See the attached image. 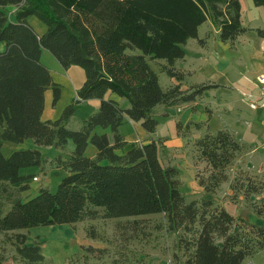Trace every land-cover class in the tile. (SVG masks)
<instances>
[{
  "label": "trees",
  "instance_id": "obj_1",
  "mask_svg": "<svg viewBox=\"0 0 264 264\" xmlns=\"http://www.w3.org/2000/svg\"><path fill=\"white\" fill-rule=\"evenodd\" d=\"M252 1L264 8V0ZM10 8L16 9L14 14ZM31 17L46 26L42 36L30 24ZM208 22L220 31V41L232 47L251 31L243 26L241 0H0V44H5L0 52V236L10 237L14 262L46 264L43 243L28 246V236L16 231L95 220L96 209H102L106 219L162 216V228L178 235L185 264H242L264 250V227L236 219L214 199L187 201L179 171L161 162L159 142L118 154L127 147L120 132L126 120L154 134L158 106L195 102L216 87L203 84L183 91L186 75L175 67L186 56L183 46L199 39L200 27ZM256 31L264 37L263 30ZM199 43L206 44L203 39ZM44 51L65 70L77 66L85 71L76 99L55 121L42 119L47 90L54 89V107L61 98L59 84L42 62ZM157 64L179 84L165 91ZM109 95L129 106L123 108ZM90 100L100 102L98 110L79 130H69L67 123L78 106ZM182 127L177 124L181 136ZM186 128H206L196 143L198 160L206 167L196 180L205 193L215 195L246 147L227 130L210 133L205 123ZM99 129L110 130L112 137ZM27 140L62 151L70 141L75 145L73 152L54 160L66 173L56 191L42 188L32 199L24 194L33 176L22 171L43 168L46 159L37 149L15 151L8 158L2 151L5 142ZM90 144L97 150L94 158L86 155ZM239 182L231 190L243 192L247 200L264 190ZM251 208L264 218V198ZM88 235L99 239L95 231ZM95 251L104 252L87 248ZM5 257L0 254V264H7Z\"/></svg>",
  "mask_w": 264,
  "mask_h": 264
},
{
  "label": "rangeland",
  "instance_id": "obj_2",
  "mask_svg": "<svg viewBox=\"0 0 264 264\" xmlns=\"http://www.w3.org/2000/svg\"><path fill=\"white\" fill-rule=\"evenodd\" d=\"M241 5L243 26L254 27L253 30L251 29V32L255 34H258L256 31L258 29L264 31V8L256 7L252 0H241ZM12 9L14 8L9 9L10 15L12 14ZM201 27L199 29L201 34L207 31V35L204 34L205 38L203 39L207 43V40L212 39V34L215 30L208 31L207 24L203 28ZM209 35L211 36L209 37ZM254 36L251 33L241 36L233 47L230 45L234 48L233 50L221 45L219 48L226 50L225 52H219L221 58L219 57L218 60L221 65L217 66L215 63L213 64L222 69L224 63H228L229 67L224 70L226 79L232 83H239L245 88L239 87L234 89L228 87L219 90V88L214 87L216 90L212 92V95L210 94L208 98L198 101H201L204 105H210L211 111L207 112L205 116L208 119L207 123H209V129L212 134H216L220 130L229 129L231 133L234 135L236 133L237 137L252 145L243 144L246 150L229 169V181L223 184L215 195H212L213 199L236 219H244L249 223L264 227V218L258 217L251 208L253 204L259 205L261 199L264 198L263 188L261 194L252 195L250 200L245 198L243 192L231 190V185L239 180L240 184L250 182L259 188L264 186V128H262V126L264 127V116L258 121L257 114L261 112V109L254 110L251 108V104L258 102L261 98V86L258 79L264 76V71L257 72L258 69L252 64V55L256 47H254L255 44L253 42ZM210 43L212 44V41ZM45 54L43 59L44 65H48V61L50 60H56L49 52ZM215 59L217 60L216 57H214ZM159 64L157 66L155 64L154 68L158 70L160 84L166 90L168 89L170 77L165 73H160ZM71 68L72 71H68L69 73L67 74L69 76H67L69 79L71 78L72 87L79 89L82 87V82L80 81L85 80V71L77 66ZM245 76L247 78H244ZM226 79H223V81H227ZM244 79L253 84V87H250L246 92L247 83ZM59 83H61L59 84L61 90L60 107H63L64 112L73 103L72 101H74L75 96L70 94V89L66 84ZM49 93L51 112H54L55 108L52 106L54 102V89H51ZM125 106L128 107L129 104L125 103ZM87 107L88 104L78 106L75 113L78 118L68 122L67 128L69 130H78L76 124L78 120L82 119L87 114V111L88 113L92 111L91 108L87 109ZM182 111L178 112L177 110L178 115L175 116V120L170 119L164 125L161 130L162 136L170 137L172 140L178 138L177 124L181 123L178 116L182 114ZM212 114L216 115L212 118ZM91 115L92 113L88 117ZM190 122L188 120L181 128L180 133L184 137L180 136L185 139L182 147L173 149L172 153L171 150L168 153L162 149L161 154V162L164 166H169L171 163L175 164V162L179 163L181 168L179 176L182 186L184 185L182 192L187 193L188 196L186 195V198L188 202L196 199H206L200 197V194H196V190H198L196 176L199 173L205 172L206 164L198 160L196 143L200 138L197 139L195 137L197 132L194 128H186L188 123L191 124ZM124 132L132 133L133 131L130 130L129 125H126ZM6 146L5 153H7L9 146L15 147L19 145L7 143ZM96 152V148L90 144L86 155L90 157L89 155H94ZM27 169L32 175L34 174L30 181L33 179L31 183L35 184L33 188L26 192L27 194L25 193L27 199L36 197L42 188L49 189L51 192L56 191L60 182L59 173L54 161L46 160L43 168L32 167ZM95 212L98 214L95 220L86 219L83 222L70 226L39 227L41 228L39 233L44 235V237H35L31 243L34 244L37 241L44 243L43 254L46 258V264H185L187 257L179 246L178 235L171 234L162 228V224L164 223L162 216L106 219L102 209H96ZM134 222H137V224L134 225ZM91 231H95L99 239H91L88 235ZM9 238L0 236V249L7 252L8 255L6 256H8V259H11L14 257L12 255L15 254V247L11 241H8ZM89 247H94L104 252H87V248ZM242 264H264V250L259 251L252 257H248Z\"/></svg>",
  "mask_w": 264,
  "mask_h": 264
},
{
  "label": "crops",
  "instance_id": "obj_3",
  "mask_svg": "<svg viewBox=\"0 0 264 264\" xmlns=\"http://www.w3.org/2000/svg\"><path fill=\"white\" fill-rule=\"evenodd\" d=\"M15 11H16L15 8L12 9L11 10L12 14H14ZM38 21L39 20L36 19L35 17H31L29 19L30 24L34 27L36 32L40 36H42L46 32V26L43 23L38 22ZM208 23H206L207 24V30L210 32L212 30L213 31L215 30V32L212 34V36H213L212 39L207 40V43L204 46H202L199 43V40L205 38L204 34L207 35V33H206L207 31L204 34H201L200 30H199V39H191L187 42L186 45L183 46V49L186 53V56L184 59L177 61L175 64V67L177 68V70H180L181 72H183L186 75L185 81L182 83V90L188 91L192 87L203 85V84L216 86L217 88H219V90L226 89L228 87H232L234 89L239 88V87H244L243 85H240L239 83H232L228 79H226V75L224 74V72H225L224 70H226L229 67L228 63L225 62L222 69H219V67H216L213 65L214 63L217 66L221 65V64H219V60H218V58L220 57L219 52H223V51L225 52L226 51V50L219 48L221 45L224 46L225 48L228 47L232 50L234 48H232L230 46V44H228V43L225 44V43L221 42L219 39L220 31L218 30V28L213 26L210 22H208ZM206 24H204V25H206ZM204 25L201 28H203ZM244 27H246V26H244ZM246 28H248L250 30L254 29V27H251V26H250V28L249 27H246ZM255 29H257V28H255ZM248 33L255 35L253 38L254 40L252 39L254 44H255L254 47L256 46L254 54L252 55V59H253L252 64H254V66L258 69L257 72H260L261 70L264 71V37H260L258 34H255L251 31H249ZM211 41H212L213 45L210 43ZM4 50H5V44H0V52H3ZM45 53H48V52L47 51L43 52L42 62H44L43 59H44V55H46ZM214 57H216L217 60L216 59L214 60ZM160 64H165V62L164 61L160 62ZM45 66H47L49 68V70L51 71L54 82L56 84H61L59 82L66 84L68 86V88L70 89V94L75 96V99H76L77 92L81 87L79 89L78 88L74 89V87H72V83H71L72 81L70 80L71 78L69 79V77H68L69 75L67 74V73H69L68 71H72L71 70L72 68H70L69 70H65L59 64V62L57 60H50V61H48V65H45ZM156 71H158V70H156ZM79 78H80V76H79ZM244 78H247V77L245 76ZM159 79H160V77H159ZM169 79L170 80H169V84L167 87L168 89L179 84L176 80L171 79V78H169ZM223 79H226L227 81H223ZM84 81L85 80L80 81V82H82L81 85L84 84ZM244 81L247 83V88L245 90V92H246V91H248V89L250 87H253V84L250 83L249 81H247L246 79H244ZM64 82H66V83H64ZM51 89L52 88H49L46 92V105H45V110H44V113L42 116L43 121L58 120L61 118V116L63 114V107H60L61 101H59L55 107L52 104V106L55 108V110H54V112H51V108H50L51 102H50V93H49V91ZM168 89H166V90H168ZM212 89L213 90L209 89V90L205 91L203 96L200 97L199 99H197V101H195V102L178 103L177 105L170 107V108H167L165 106H158L154 110V116L158 120L159 126L157 128L156 133H154V134H149L148 132H146L144 130V128L142 127L141 123H135V122L126 120L125 124L120 128V132L124 136V138L127 142V147L124 150L119 151L118 154H124L137 145L142 146V145L148 144L152 141L159 142V144H160V146H159L160 147V149H159L160 159L162 157V155H161L162 149L166 150L168 153H170L169 151L171 150V153H172L173 149L181 148L185 139L183 137H181L180 135L177 136L178 138L175 140L170 139V137H164L161 134L162 128L164 127L165 124H167V122L170 119H174L175 116L178 115V112H181L182 109H183L182 114L180 116H178L179 121L181 120V124L183 123L182 125H185L184 123H187L189 120V121H191L190 123H196V124L205 123V124H207V127H209V123H207L208 119L206 118L205 115L207 112L211 111L210 105L209 104L204 105L201 103V101H198V100L208 98L210 94L212 95V92L216 90L215 88H212ZM109 98L119 102L123 108H127L125 106V103H127V101L118 97L117 95H109ZM75 99H73V100H75ZM87 104H88L87 109L91 108L92 111H90L89 113L87 111V114L84 115L82 119H79L78 123L75 122L77 124L78 130L81 128L82 122L85 119H87L88 115L90 113L93 114L94 112H96L100 106V102L98 100H90ZM58 107H59V110H58ZM177 110H178V112H177ZM260 111L261 112H259L257 114V120L258 121L261 118H263V116H264V109L260 110ZM215 115L212 114V118ZM76 118H78V116L74 115L70 121H72V120L74 121V119H76ZM126 125H129L130 130L133 131L132 133L124 132V128ZM67 126H68V123H67ZM262 128H264V127L262 126ZM227 131L230 132L229 129ZM97 132H99L100 134H103L106 132L110 137H112V133L110 130L103 132V130L99 129V130H97ZM196 132H197V134H195V137H197V139L202 138L206 134V130H204V129L202 131L196 130ZM235 135L234 136L237 137L236 133H235ZM237 138L239 139V141L241 143L243 142L242 144H248V145L252 146L250 143L245 142L243 139H241L239 137H237ZM7 143L8 142L3 143V149H2L4 156L7 158L15 151L37 149L42 153V156L44 159L49 160V161H54L60 155L63 156V155L70 154L75 149V145L73 142H69L67 144L66 150L62 151V150L55 149V148L39 147L35 144V142L33 140H27L22 144H17L19 146H15V147L9 146L7 153H5V148L7 147L6 146ZM27 143H28V145H26ZM96 155H97V152H96V154L89 155V156L91 158H94ZM169 166L175 167L178 171H180V174H181V170H180L181 168H180L179 163H176V162H175V164L171 163V165H169ZM57 171L59 173L58 174L59 182H61V180L64 178V176H66V173L61 171L60 169H57ZM22 174L26 175V176H33L34 175V174L32 175L28 169H24L22 171ZM31 181H28L30 189L35 186V184L31 183ZM196 186L198 187V190H196L197 195L200 194V197H203V198H206L209 200L213 199L212 195L205 193L204 189L202 187H200L199 184L196 183ZM15 187L18 188V187H20V185H17ZM183 189H184V185L182 186L181 190L183 191ZM183 194L185 196L187 195V193H183ZM26 196L27 195L24 194V197H26ZM68 226H70V225H68ZM40 229L41 228L37 227V228H31L28 230H20V231H16L15 234L21 233V234L27 235L28 236L27 245L31 246V245H33V243H31V241L35 237L36 238L44 237V235L39 233ZM43 245H44V243H43ZM43 245H42V247H43ZM43 250H44V247H43ZM0 254H4L5 256L8 255L7 252H5V251L3 252L1 249H0ZM12 256H15V254ZM5 258L8 259V256H6ZM11 259H13V258H11ZM11 259H8L7 264H22L20 262H14Z\"/></svg>",
  "mask_w": 264,
  "mask_h": 264
},
{
  "label": "built area",
  "instance_id": "obj_4",
  "mask_svg": "<svg viewBox=\"0 0 264 264\" xmlns=\"http://www.w3.org/2000/svg\"><path fill=\"white\" fill-rule=\"evenodd\" d=\"M258 82L261 86V98L258 102L252 103L251 108L254 110H257V109L263 110L264 109V76L258 79Z\"/></svg>",
  "mask_w": 264,
  "mask_h": 264
}]
</instances>
